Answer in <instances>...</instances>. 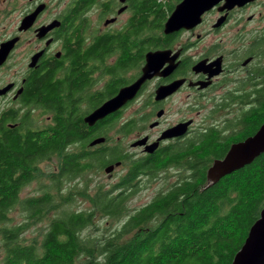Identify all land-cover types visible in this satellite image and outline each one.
I'll return each instance as SVG.
<instances>
[{
    "label": "trees",
    "instance_id": "trees-1",
    "mask_svg": "<svg viewBox=\"0 0 264 264\" xmlns=\"http://www.w3.org/2000/svg\"><path fill=\"white\" fill-rule=\"evenodd\" d=\"M113 1H70L61 14L69 47L73 39L80 46L88 41V10L99 6L105 14ZM171 1L128 0L131 17L125 27L95 31L93 45L84 55L79 49V55L70 56L74 60L63 71L47 68L36 72L23 94L31 111L22 118L14 110L3 113L2 264H232L264 207V153L202 192L199 187H188L179 192L181 200L170 194L153 198L134 211H129L126 201L137 190V172L123 176L111 189L96 184L92 194L87 191L91 175L105 173L122 156L115 138L107 145H90L94 139H107L108 131H116L117 121L105 124L99 120L92 128L84 118L116 95L120 85L115 89L111 85L117 72L132 69L142 55L163 46L164 23L174 7ZM103 21L99 20V27ZM108 58L116 62L110 64ZM108 77L110 87L97 91L96 86L100 82L104 86ZM257 105L258 121L250 133L257 132L264 120V101ZM35 111L48 118L46 125L37 124ZM8 122L18 126L8 129ZM46 162H52L54 169L40 167ZM31 184L38 194L21 197ZM78 198L88 200V206L72 210ZM14 210L21 212L26 223L12 226ZM101 219L109 225L101 226L100 236L84 233L95 232ZM38 225L36 236L22 243L24 228Z\"/></svg>",
    "mask_w": 264,
    "mask_h": 264
},
{
    "label": "flooded vegetation",
    "instance_id": "flooded-vegetation-1",
    "mask_svg": "<svg viewBox=\"0 0 264 264\" xmlns=\"http://www.w3.org/2000/svg\"><path fill=\"white\" fill-rule=\"evenodd\" d=\"M182 1L174 5L169 16ZM216 2L190 22L188 27L171 28L169 33H164L163 29L161 42L164 44L154 51L169 53L162 61L158 73L140 86L133 99L101 120L105 124L117 121L116 131L113 132L115 145L121 151L122 159L116 161L120 162L116 169L123 167L124 176L137 172L134 184L139 180L142 183L147 178L149 181L145 183L160 181L158 188L162 187L153 198L178 195L192 186L199 187L202 192L231 175L233 172L214 183L208 179V171L216 161L223 160L233 145L256 133H250V130L255 128L258 121L257 104L261 100L264 101V94L261 95V92H264V0ZM41 4L35 2L28 14ZM44 5L45 8L36 17L33 27L27 30L34 32L42 47L29 55L24 69L20 67L17 70V79L0 86V91L6 87L9 89L0 95V102L6 103V109L0 110V120L3 113L10 110L16 112L18 119L27 111H31L28 109L30 106L23 101V94L29 82L39 74L38 71L47 68L63 71L74 60L69 59L70 56L79 55V49L83 54L95 42V39L92 42L94 36H89L86 44L80 46L77 40L73 39L69 47L63 37L62 16H54L36 25L48 10V6ZM128 6V0L123 3L114 0L111 9L105 14L102 11L104 9L97 6L99 20L104 19L100 30L111 29L116 21V17L107 19V15H120L128 10ZM95 8L96 6H93L85 14L88 21V14L95 11ZM122 9L124 10L118 13ZM99 20L95 27L90 24V33L98 30ZM107 20L113 22L105 24ZM54 21H59L60 25L49 30L42 39H38L35 31ZM127 23L117 30L125 27ZM39 52L41 55L35 65L30 66L31 58ZM12 54L13 52L9 54L0 70L5 69ZM144 55L138 57L137 65L133 68L131 66L132 69L116 73L111 85V89L120 85L116 94L142 75ZM108 59L111 64V59L114 58ZM61 60L62 64L59 65ZM235 76L238 78L232 79ZM223 82L226 83L222 84ZM102 85L100 82L96 86L97 91H102L101 88L104 89L106 85L110 87V78L108 77L105 85ZM170 85V91L163 89L159 92L162 87ZM215 90H220L219 96L213 102L217 103L210 107L205 106L204 103L211 101L210 94ZM175 103L183 106L174 108ZM202 110L207 114L197 120ZM98 122L90 127H95ZM6 126L8 129L15 128L18 123L8 122ZM109 133L110 131L107 133L108 138H104L103 143L106 145L109 144V139H113ZM129 135H132L131 142L123 145L122 139ZM242 138L243 140L239 141ZM136 187L138 190V186ZM178 200H181L179 195Z\"/></svg>",
    "mask_w": 264,
    "mask_h": 264
},
{
    "label": "water",
    "instance_id": "water-1",
    "mask_svg": "<svg viewBox=\"0 0 264 264\" xmlns=\"http://www.w3.org/2000/svg\"><path fill=\"white\" fill-rule=\"evenodd\" d=\"M123 3L125 0H120ZM216 1L219 0H183L179 3L174 12L167 18L164 23V33H169L176 27H188L190 17L194 14L196 19L200 14L209 9ZM232 2L247 1V0H229ZM197 2V3H196ZM234 6V4H233ZM45 8L44 4L39 5L34 12L25 16L18 28L19 32L27 31L33 25L36 17ZM124 9L120 10L121 13ZM188 13V14H187ZM186 17V18H185ZM194 19V20H195ZM113 20H107L105 24L111 23ZM60 25L59 21H54L49 25L38 28L36 37L42 39L49 30ZM18 38H13L9 41L0 43V66L7 59L10 51L14 47ZM169 51H148L145 56V65L142 69V75L131 85L121 88L118 93L111 99L104 102L100 107L92 111L88 116L84 118V122L89 126H93L97 121L104 119L108 115L118 111L127 101L133 99L139 90L140 86L148 79L155 76L161 63L166 59V55ZM41 52L35 54L31 58L30 66L35 65L36 61L40 57ZM171 85L162 87L161 90L166 89L170 91ZM9 89L0 91V95L6 93ZM104 142L103 138H97L91 141L90 145H98ZM264 153V122L259 127L257 132L250 138L243 142H239L233 145L223 160L216 161L208 171V179L211 183L216 182L219 178L224 177L238 169H241L245 165L250 164L259 155ZM120 162H116L107 166L104 171L106 174H111L114 168L119 167ZM209 183V185L211 184ZM232 264H264V207L261 210L259 219L251 226L247 238L244 241L241 249L235 255Z\"/></svg>",
    "mask_w": 264,
    "mask_h": 264
},
{
    "label": "rangeland",
    "instance_id": "rangeland-1",
    "mask_svg": "<svg viewBox=\"0 0 264 264\" xmlns=\"http://www.w3.org/2000/svg\"><path fill=\"white\" fill-rule=\"evenodd\" d=\"M70 1L71 0H0V43L9 41L13 38H18V41L15 43V45L18 43L17 46L15 47L14 45V47L10 51V53L13 52V54L7 62V66L5 67V69L0 70V86L5 85L9 81H13L17 79V75H16L17 70L20 67L24 69L26 60L29 59V55L38 51L42 47V44L38 43L37 39L35 38V34L34 32H32V30L22 31V32L18 31V28L20 27L22 19L25 16H28L29 14L34 12L35 9L39 5L36 6V8L31 13L28 14L29 9L32 6L34 7L35 2H41L42 4H46L48 6V10H46V12L40 18V20L36 22V25H37V23L39 24L45 20L46 21L50 20L54 16L56 17L61 16L62 12L64 13ZM179 1L180 0H173L171 1V3L175 5ZM164 11L167 14L168 8L164 7ZM111 17H116V21L115 23H113L114 25H112L111 27L112 30H116V29H119L123 24H126L128 22L130 18V11L127 10L126 12H123L120 15L109 14L106 16L107 19H110ZM88 19L90 21L89 23H91V27H95L96 23L99 20V10L97 9V6L95 8V11H92L91 13L88 14ZM33 25L30 27V29L33 27ZM100 27H103V22L100 23ZM100 27H98L99 31H100ZM89 30L90 29H88L87 30L88 32H86L85 34H88L89 36H94L92 33L89 32ZM111 61L115 62V59H111ZM237 78L238 76H235L232 79H237ZM225 83L226 82H223L222 84H225ZM219 94H220V90H217V91L215 90L214 92H212L210 94L212 98L211 101L204 103V105L207 107H210V105L216 104L217 102L215 103L213 102L217 99ZM5 104L6 103L0 102V110L6 109ZM178 106L182 107L183 105L179 103H175L174 108ZM203 114H207L205 113V110H202L199 114V117H197L196 119L197 120L200 119ZM170 117H172V115ZM34 118L36 121H38L37 124L39 126H44V124L46 125L47 122L49 121L46 116H43L42 114H40V111H35ZM46 118H47V121H46ZM109 136L111 138L115 137L113 130L109 133ZM131 139H132V135L126 136L124 139H122V144L128 145V143L131 142ZM40 167L43 168L44 170L46 169L51 170V169H54V164L52 162L51 163L46 162V163L41 164ZM115 169L116 168H114V170ZM124 173H125V169L123 167H120V168H117L114 171V173L110 174L111 177H109L104 172H102V174H99V175L98 174L91 175V177L88 179L89 180L88 185H87L88 193L92 194L96 184H100L106 190L111 189L113 186H115L118 183L119 179H121L124 176ZM148 179L149 178L144 180L142 183L140 182V180L138 183H135V185L138 186V190H136L133 193V195L129 197L126 201V207L129 209V211H134L148 204L151 201V199L155 197V194L158 192V190L162 187L161 186L160 188H158V182L160 181H157L155 183L153 182L145 183L149 181ZM142 180L143 179H141V181ZM119 191L124 194L127 193L126 189H120ZM119 191L115 190L114 192L119 193ZM37 194L38 192L36 190V185L31 184L30 186H27L22 191L21 197L33 196ZM87 206H88V200H81L78 198L75 205H73L71 209L72 210L83 209V208H86ZM11 218H12V226L18 225L20 223L21 224L26 223L23 221V217L19 210L12 211ZM103 220L104 219H101V221H99L95 232H92L91 230L89 231L86 230L84 233L85 234L90 233L91 235H94V236H100L101 234L98 232L103 231L102 227H106L109 225V224H103L102 223ZM115 225H113V227ZM39 226L40 225L31 227L29 229L25 227L20 236L22 243L24 244L28 243L33 236H36L37 234L36 231ZM2 251L3 250H2L1 243H0V264H2V261H3Z\"/></svg>",
    "mask_w": 264,
    "mask_h": 264
},
{
    "label": "bare ground",
    "instance_id": "bare-ground-1",
    "mask_svg": "<svg viewBox=\"0 0 264 264\" xmlns=\"http://www.w3.org/2000/svg\"><path fill=\"white\" fill-rule=\"evenodd\" d=\"M226 1H227V0H226ZM196 3H197V2H196ZM187 14H188V13H187ZM187 16H188V19L190 18V21H192V20L194 21V19H195V18H194V17H195L194 14H193L191 17H190L189 15H187ZM185 18H186V17H185Z\"/></svg>",
    "mask_w": 264,
    "mask_h": 264
}]
</instances>
